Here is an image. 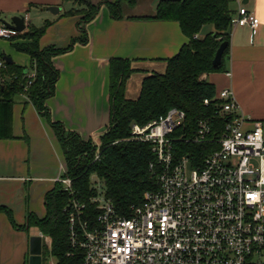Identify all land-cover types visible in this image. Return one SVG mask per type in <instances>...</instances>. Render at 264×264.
I'll return each mask as SVG.
<instances>
[{
  "label": "built area",
  "instance_id": "obj_1",
  "mask_svg": "<svg viewBox=\"0 0 264 264\" xmlns=\"http://www.w3.org/2000/svg\"><path fill=\"white\" fill-rule=\"evenodd\" d=\"M232 2L237 11L231 29L256 30L254 13L242 0ZM20 33L0 23V38L12 41ZM7 64L0 57V84L8 80L1 73ZM24 76L19 96L30 102L35 68H26ZM214 99L220 106L215 113L226 118L221 131L204 117L190 132L177 108L145 125L132 124L130 139L148 143L155 155L149 168L156 187L143 193L128 216L100 194L93 199L99 204L96 219L82 220L85 204L72 201L69 239L82 251L81 264H264V120L241 113L230 88ZM177 142L200 147L176 149ZM203 144L217 147L205 151ZM62 174L54 182L72 194L71 179ZM42 239L50 249L51 238Z\"/></svg>",
  "mask_w": 264,
  "mask_h": 264
},
{
  "label": "crops",
  "instance_id": "obj_2",
  "mask_svg": "<svg viewBox=\"0 0 264 264\" xmlns=\"http://www.w3.org/2000/svg\"><path fill=\"white\" fill-rule=\"evenodd\" d=\"M104 1L114 0H90L92 4ZM242 4L258 18L256 30L232 28L224 72L203 74L202 78L213 83L218 91L230 88L240 112L247 118L264 120V0H242ZM156 5V0H137L132 7L122 4L121 16L115 18L101 4L91 21L80 22L83 14L64 15L72 8L82 7L72 1L0 0V23L15 15L27 16L24 32L28 26L40 27L51 22L39 39L40 47H66L73 38L81 36L82 29L86 31V43L76 42L69 52L53 58L59 77L55 93L46 104L53 120L76 131L82 139L92 138L97 143L109 120V59H130L132 67L138 70L128 79L125 93L126 98L136 99L142 79L150 73L163 72L164 60L174 56L187 41L176 21L140 18L153 16ZM50 6L59 11L52 13ZM231 6L236 13L237 4L232 2ZM34 12L37 25L30 22ZM212 31L213 28L203 26L197 37ZM22 42L26 40L17 37L9 42L10 47L0 42V57L7 55L14 63L28 66L27 54L23 53L27 62L22 63L24 56L18 55L21 52L14 46ZM65 170L53 130L31 102L17 96L12 108V138L0 139V206L12 211L16 224L13 226L6 214L0 212V264H24L29 255V236L40 234L50 238L35 226L26 229L28 213L38 218L45 215L44 196ZM31 228L36 233H31Z\"/></svg>",
  "mask_w": 264,
  "mask_h": 264
},
{
  "label": "trees",
  "instance_id": "obj_3",
  "mask_svg": "<svg viewBox=\"0 0 264 264\" xmlns=\"http://www.w3.org/2000/svg\"><path fill=\"white\" fill-rule=\"evenodd\" d=\"M72 1L82 6L72 8L64 15L83 14L80 22L91 21L105 4L109 14L121 16L122 4L134 6L137 0H114L92 4L90 0ZM153 16L140 17L153 20L176 21L182 34L187 38L178 52L165 59L163 72L150 73L140 84L136 99L126 98V85L130 76L137 72L127 58L114 57L108 61L109 120L96 143L92 138L86 140L73 130L66 129L62 122L52 119L46 104L55 93L59 70L53 58L69 52L76 42L86 43L87 35L82 29L78 38L63 48L39 46V39L46 27L28 26L16 37L26 42L14 44L17 51L27 54L28 66L14 62L8 63L1 73L8 80L0 84V139L12 138V108L17 96L23 92L27 83L24 76L26 68H35L36 77L27 89L30 102L53 130L61 147L66 170L63 177L71 179L72 194L63 185L54 186L44 196L45 215L38 218L28 213V228L35 226L45 236L51 238L50 249L43 244L42 264L45 256L52 255L55 264H81L82 251L72 246L69 239L68 207L73 200L85 204L83 219H96L98 202L93 201L101 194L92 176L103 183V196L124 216L130 214L133 205H139L143 193L156 187L155 177L149 164L155 163V155L146 142L130 139L132 124L145 125L165 115L170 109L177 108L185 113L187 129L195 128L198 119L210 117L213 125L221 131L226 118L215 113L219 102L214 99L219 92L213 83L202 78L203 74L224 72L229 57L231 18L234 14L232 0H156ZM211 24L213 31L202 38H194L202 27ZM14 37V38H16ZM222 42L227 46L222 54L221 64L213 67L212 60ZM204 99H210L205 105ZM192 130V131H191ZM203 148L215 149L216 144H203ZM200 146L177 142L176 149L192 150ZM209 151V150H208ZM99 155L98 159L95 156ZM9 222L16 226L12 211L0 206ZM25 229V227H21ZM29 256V255H28ZM28 256L24 264H28Z\"/></svg>",
  "mask_w": 264,
  "mask_h": 264
},
{
  "label": "water",
  "instance_id": "obj_4",
  "mask_svg": "<svg viewBox=\"0 0 264 264\" xmlns=\"http://www.w3.org/2000/svg\"><path fill=\"white\" fill-rule=\"evenodd\" d=\"M48 10L52 13H57L59 11L58 7L50 6ZM23 15H15L10 17L7 20H1V23L7 27L13 28L19 32H22L25 29V22H24ZM227 46V42H222L218 47L214 58L212 60L213 67H218L221 64L222 54ZM3 59L7 63H12V58L4 55ZM42 251H43V239L40 234L38 235H31L28 238V264H42Z\"/></svg>",
  "mask_w": 264,
  "mask_h": 264
},
{
  "label": "rangeland",
  "instance_id": "obj_5",
  "mask_svg": "<svg viewBox=\"0 0 264 264\" xmlns=\"http://www.w3.org/2000/svg\"><path fill=\"white\" fill-rule=\"evenodd\" d=\"M37 12V14L39 15H41L42 14V12H38V11H36ZM44 14L45 15H47V14H49V13H45L44 12ZM36 13L34 12L33 13V15L31 16V20H30V22L32 23V24H34V25H37L36 24ZM48 16V15H47ZM50 16V15H49ZM41 23V22H40ZM43 23V22H42ZM204 26H206V28H212V25L211 24H206V25H204ZM206 29H204V31H205ZM0 42H3L4 44H7V46L8 47H10V44H9V40H6V39H2V38H0ZM2 51V48H0V52ZM18 53V55L19 54H21V55H23L24 57H23V61H22V63H26L27 62V59H26V56H25V54H23L22 52L21 53H19V52H17ZM92 181L93 182H95V183H97V188L101 191V196H103V189H104V187H103V183L101 182V181H99L97 178H96V176H92ZM30 232L31 233H36V230L34 229V228H31L30 229ZM44 262H45V264H55V258L52 256V255H46L45 256V260H44Z\"/></svg>",
  "mask_w": 264,
  "mask_h": 264
}]
</instances>
